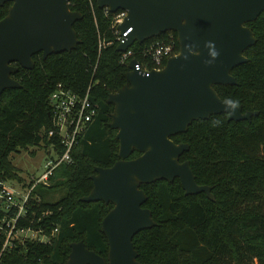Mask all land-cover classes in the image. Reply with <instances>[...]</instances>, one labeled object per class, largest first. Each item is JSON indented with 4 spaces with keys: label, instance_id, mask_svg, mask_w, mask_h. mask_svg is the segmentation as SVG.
<instances>
[{
    "label": "trees",
    "instance_id": "16d2710c",
    "mask_svg": "<svg viewBox=\"0 0 264 264\" xmlns=\"http://www.w3.org/2000/svg\"><path fill=\"white\" fill-rule=\"evenodd\" d=\"M10 7V3L0 7V20ZM69 9L81 16L73 24L79 44L45 60L40 54L33 56L32 70L18 68L12 75L21 89L0 94V182H22L9 160L18 150L52 145L62 151L57 136H48L53 130L48 98L58 85L79 97L88 93L97 115L73 147L71 162L58 167L47 186L34 189L27 220L18 223L27 226L32 220L34 228L42 227L48 235L56 230L49 244L29 243L11 250L1 264H66L70 245L78 242L107 259L101 221L112 206L80 199L92 190L94 169L110 168L118 160L116 131L108 127L113 106L107 98L127 85L128 68L116 51L113 15L99 10L94 0H75ZM246 26L255 43L244 53L247 62L231 71L236 86L213 89L221 100L238 98L242 113L258 115L236 123L227 122L225 115L213 116L171 138L174 144L188 145L179 162L189 163L195 183L209 187L212 200L203 193L185 196L178 179L141 185L146 196L142 208L156 226L132 239L139 264H264V12ZM170 39L177 54L176 34L163 33L133 44L130 60L145 64L143 51ZM213 120L221 124L213 127ZM138 156L133 152L129 160ZM42 190L64 195L49 203ZM45 212L50 214L41 217Z\"/></svg>",
    "mask_w": 264,
    "mask_h": 264
},
{
    "label": "water",
    "instance_id": "95a60500",
    "mask_svg": "<svg viewBox=\"0 0 264 264\" xmlns=\"http://www.w3.org/2000/svg\"><path fill=\"white\" fill-rule=\"evenodd\" d=\"M75 0H0L10 3L0 20V94L21 89L12 75L18 68H34L32 57L72 51L78 44L73 24L80 20L69 9ZM99 10L114 15L125 12L117 27L120 36L128 32L116 51L125 53L173 32L178 53L162 70L135 72L136 61L128 64L127 85L107 98L113 106L109 129L116 131L118 160L110 168H95L90 177L92 190L82 203H102L112 209L101 221L106 239V261L87 250L82 242L70 245L66 264H139L132 245L134 236L156 224L142 206L146 196L141 185L178 179L185 196L205 194L210 188L198 186L187 161L180 157L188 145L171 138L186 132L196 121L225 115L215 86H236L231 71L245 64L244 53L255 43L246 26L264 12V0H94ZM214 42L218 57L211 63L208 42ZM187 57V59H185ZM256 112L242 113L241 107L227 122L250 121ZM136 152L139 156L129 160Z\"/></svg>",
    "mask_w": 264,
    "mask_h": 264
},
{
    "label": "built area",
    "instance_id": "2783aa9c",
    "mask_svg": "<svg viewBox=\"0 0 264 264\" xmlns=\"http://www.w3.org/2000/svg\"><path fill=\"white\" fill-rule=\"evenodd\" d=\"M70 5V4H69ZM105 13H107L105 11ZM108 14V13H107ZM126 13L119 11L113 15L112 29L116 37V42L122 44L129 33L120 36L117 27L123 23ZM175 45L170 39L168 42H156L150 44L144 51L145 64L136 62L135 72L159 71L164 68L168 59L175 56ZM132 53L129 49L121 53L120 63L128 66ZM53 130L48 133L49 137L56 135L62 151H57L54 146H49L43 166V172L38 177L30 176L28 184L23 185L18 190L5 187L6 182H0V264L5 254L11 250L24 248L26 244L47 245L56 230L49 235L42 227L34 228L32 220L27 226H20V221H26L29 209V200L35 188L47 186L54 171L64 164L71 162L70 153L77 144L78 138L85 131L87 125L93 121L97 115V108L88 100V93L84 97H79L74 93L58 85L48 98ZM16 182V181H12ZM18 183V182H16ZM45 212L41 215L48 216ZM33 217V216H32ZM39 220V219H38ZM37 220V221H38Z\"/></svg>",
    "mask_w": 264,
    "mask_h": 264
},
{
    "label": "rangeland",
    "instance_id": "374dc122",
    "mask_svg": "<svg viewBox=\"0 0 264 264\" xmlns=\"http://www.w3.org/2000/svg\"><path fill=\"white\" fill-rule=\"evenodd\" d=\"M49 147L41 146L27 147L26 149L18 150L16 153L10 155L9 160L12 166L17 170L19 176L22 178L21 183L8 181L5 187L14 188L18 190L25 184H28L30 176L38 177L43 172V166L46 159V153ZM21 189V188H20ZM41 194L47 197L49 203L57 202L63 195V191L47 192L42 190Z\"/></svg>",
    "mask_w": 264,
    "mask_h": 264
},
{
    "label": "clouds",
    "instance_id": "9594fccd",
    "mask_svg": "<svg viewBox=\"0 0 264 264\" xmlns=\"http://www.w3.org/2000/svg\"><path fill=\"white\" fill-rule=\"evenodd\" d=\"M206 47L209 49L210 60L206 61V64H211L219 55V52L215 48L214 42H208ZM187 59V57H185ZM222 111L226 114L227 117H232L237 113V110L240 108V101L238 98L225 97L221 101ZM221 124L220 120L211 121V126L217 127Z\"/></svg>",
    "mask_w": 264,
    "mask_h": 264
},
{
    "label": "flooded vegetation",
    "instance_id": "af4514ba",
    "mask_svg": "<svg viewBox=\"0 0 264 264\" xmlns=\"http://www.w3.org/2000/svg\"><path fill=\"white\" fill-rule=\"evenodd\" d=\"M167 33H173V32H167ZM176 40H177V36H176ZM177 45H178V43H177Z\"/></svg>",
    "mask_w": 264,
    "mask_h": 264
}]
</instances>
